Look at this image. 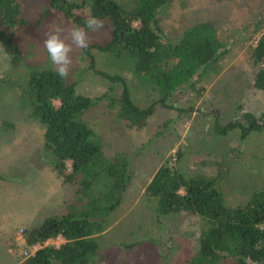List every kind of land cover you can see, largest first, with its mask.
Masks as SVG:
<instances>
[{
    "label": "rangeland",
    "instance_id": "obj_1",
    "mask_svg": "<svg viewBox=\"0 0 264 264\" xmlns=\"http://www.w3.org/2000/svg\"><path fill=\"white\" fill-rule=\"evenodd\" d=\"M262 11L264 0H176L168 6L159 17L169 38H178L197 23L214 21L230 52L221 59L218 72L180 93L175 109L158 104L142 127H130L119 116L124 82L115 83L97 73L90 68L92 59L84 49H74L68 80L78 92L98 101L85 113L86 121L108 157L126 154L132 164L124 201L100 236L96 264H191L200 235L208 227L206 218L187 212L158 219L156 201L143 196L142 184L168 160L188 177H215L232 207L245 204L254 191L264 189V130L253 131L246 139L238 129L226 135L215 130L217 122L243 120L248 111L264 116V93L250 87L255 71L251 49L261 32L253 34V27L245 30ZM76 13L90 16L88 8ZM24 18L13 44L0 43V264H20L33 254L40 246L26 245L22 231L61 213L66 202L77 196L76 187L64 183L45 161V126L31 117L21 99L30 72L53 67L44 44L47 34L55 25L65 29L77 25L51 8L49 0H26ZM104 22V28L89 33V44L110 37L111 26ZM250 34L252 38L246 39ZM92 52L96 69L126 78L140 107L161 98L153 79L135 73L132 58L99 49ZM7 122L13 126H3ZM67 164L71 169L72 162ZM64 241L58 237L45 245L59 246ZM5 247L10 248L11 259L5 258Z\"/></svg>",
    "mask_w": 264,
    "mask_h": 264
},
{
    "label": "trees",
    "instance_id": "obj_2",
    "mask_svg": "<svg viewBox=\"0 0 264 264\" xmlns=\"http://www.w3.org/2000/svg\"><path fill=\"white\" fill-rule=\"evenodd\" d=\"M175 1L49 0L51 8L62 11L77 26H83L87 17L76 10L84 8L89 9L90 16L109 22L110 37L89 44L84 52L92 59L91 69L115 79V83L124 82L118 112L130 127L146 125L158 104L175 109L180 93L209 73L218 72L221 59L230 52L226 37L220 35L214 21L197 23L178 38H169L159 15ZM25 8L26 0H0V43L13 44L17 28L25 25ZM251 27L253 34L261 32V36L251 49L255 71L250 87L264 93V11L245 30ZM251 38L250 34L246 39ZM93 49L132 58L135 73L153 79L161 98L140 107L124 76L113 77L96 69ZM21 99L31 117L45 126V161L64 183L76 187L77 196L66 202L61 213L22 231L29 247H40L20 264H96L100 236L111 226L112 213L123 203L132 179L130 158L126 154L107 156L85 119V113L98 101L78 92L76 84L60 78L53 67L31 71ZM3 126L13 125L7 122ZM235 129L246 139L251 132L264 130V116L248 111L243 120L215 125L219 135ZM68 161L72 162L71 169ZM215 180L210 175L188 177L168 160L142 184L143 196L156 201L158 219L187 212L206 218L208 227L200 235L191 264H264V189L254 191L245 204L232 207ZM58 237L64 243L45 245Z\"/></svg>",
    "mask_w": 264,
    "mask_h": 264
},
{
    "label": "clouds",
    "instance_id": "obj_3",
    "mask_svg": "<svg viewBox=\"0 0 264 264\" xmlns=\"http://www.w3.org/2000/svg\"><path fill=\"white\" fill-rule=\"evenodd\" d=\"M105 22L97 16H89L84 20L83 26H74L65 29L55 25L47 34L44 42L50 62L57 75L62 79L70 77L73 64L72 53L74 49H87L89 46V33L104 28Z\"/></svg>",
    "mask_w": 264,
    "mask_h": 264
},
{
    "label": "crops",
    "instance_id": "obj_4",
    "mask_svg": "<svg viewBox=\"0 0 264 264\" xmlns=\"http://www.w3.org/2000/svg\"><path fill=\"white\" fill-rule=\"evenodd\" d=\"M21 236L22 235H20V237H17V239H19V238H21ZM20 245H22V243H21V241H19L18 242ZM26 245H27V243H26ZM6 248V256H5V258H7V259H11V257H12V253H11V250H10V248L9 247H5ZM14 248V247H13ZM15 249V248H14ZM12 251H13V249H12ZM16 251V250H15Z\"/></svg>",
    "mask_w": 264,
    "mask_h": 264
}]
</instances>
